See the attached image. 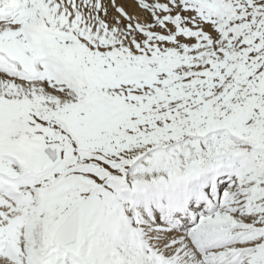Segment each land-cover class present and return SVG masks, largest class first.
Masks as SVG:
<instances>
[{"label":"rangeland","instance_id":"rangeland-1","mask_svg":"<svg viewBox=\"0 0 264 264\" xmlns=\"http://www.w3.org/2000/svg\"><path fill=\"white\" fill-rule=\"evenodd\" d=\"M181 8L184 16L179 26L182 28L176 31V34L169 33V30L164 26L157 27L153 30L151 26L148 31H145L147 29H143V33H141L142 31H136L137 33L135 35L137 39L131 35L124 38L122 43L119 42L122 45L119 52L115 55H108L110 58L108 56H106L107 58L105 57L117 71V74L108 78H106V69L101 64V58L98 61L92 58L94 53L92 51L97 52V54L95 52V57L98 54L100 55L97 51L99 48L93 49L91 46L95 47L96 45L89 44L91 37L98 40L99 33L96 34L97 36L94 34L90 35L89 40L87 38L84 41L83 39L79 41L81 35L83 37L85 36L84 29L88 30V26H86L81 29L84 34H81V31L78 30V32L76 29L74 37H78L79 39L75 38V42L67 41L66 43L59 44L60 47L77 46L79 56H83L80 57V61H75L72 58L70 60L77 63V65H80L81 62L82 69L77 68L75 73L67 74L62 83L47 85L46 88L49 91L54 89L59 92V96L55 98L50 97L43 102L40 101L35 106L32 105L31 108H26V105H24L23 107L26 112L13 115L14 120L17 118L15 120L16 123H21L24 130H15L13 128L12 132L6 134L0 129V135L1 133L5 135L0 143V151L4 149L3 151L8 152L16 160H19L22 163V169H24L23 171L19 170L22 179H31V183H20L19 185V194H25L24 198L28 199L26 203H29L30 210L35 209L36 213L34 224L33 214L26 215L27 217L23 218L24 228L29 225V221L32 222V231L34 226L35 231L37 230L43 233L46 240L47 231L52 226L55 228L76 203L81 204L84 211L87 206L89 209L93 203L92 212L96 215L95 220L92 223L90 221L86 223L84 217H82L81 235L83 232V243L81 247L85 249L87 247L89 249H96L99 240L96 241L97 235L94 232L95 230L98 233L101 231L97 229V223L100 220L98 216L99 211L97 210H99L101 203L106 204L105 201L108 202V198L105 196L114 190V184L125 183L128 179V175L126 174L129 172V165L126 168L124 167L123 170H118L117 166L119 164H128V162H131V157L136 154V151L141 152L143 149H147L151 151L150 153L156 154L159 150H165L169 147H175V149L178 148L181 150L182 148L180 149V146L190 140L191 142H201V149L204 153H201L197 160L200 161L198 164L200 166L203 163L206 164L211 154L222 151V144L219 141L224 140V134H232L230 132L232 129H238L254 120L262 121L264 119V108L262 104L257 103L255 100L249 104L238 102L241 99L244 100L245 98L254 96H259V99L264 100V0H183ZM68 9L72 11L73 7ZM80 13L83 15V18L85 16V21H89L87 24L91 25L90 21H93L95 18L87 12L82 11ZM147 26H149L148 23ZM119 29L121 30V27ZM144 32H150V35ZM115 39L117 40V36H115ZM79 43L81 45H78ZM78 46L82 49L80 50ZM89 61H92L91 64ZM92 71L99 73L98 96L102 99L106 98L104 95L108 91L105 88L106 83L113 84V87L121 89L129 88L130 90L138 87L143 91L139 94L141 90L135 89V91L133 89L134 92L132 90L130 91L132 94L130 93L126 95L127 97L124 96L123 98H120L118 94L114 95L109 93L111 97L109 96V99L106 98L105 100L110 105L109 107L112 111L116 110L112 114L116 118V123L105 131L104 136L99 137L100 139H87V141L84 139L82 141V144H84L82 146L84 147H81L73 134H71L70 127L68 124H65V121L68 122L70 117V119L75 118L78 120H73L70 124V126L72 125L75 128L88 120L89 116L87 111L83 110L81 114L71 116L69 112H66L64 115L60 114V119L58 120L61 122L56 124L47 115V110L59 108L65 95L68 96L69 93H75V97L79 98L83 96L93 97L92 93H94V88L90 81ZM75 79L88 83V87H78V81L76 83ZM73 82L74 88H72ZM23 83L25 85L24 88H26L24 96L28 98L33 97V90L36 89L35 91H37L43 88L40 84L35 85L33 82ZM21 88L23 87L21 86ZM181 88L183 91L180 90ZM174 90L177 91L175 92ZM129 99L135 106L131 105V107L126 104L127 102L125 101ZM57 100L58 102H56ZM95 107L100 108L99 105H95ZM102 113L106 115L107 110L103 109ZM96 116H99V114ZM95 118L93 116V119ZM47 122H50L49 125L45 126L46 128L42 127L41 123ZM26 125L28 127L30 126V128H25L27 127ZM125 125L126 128L124 127ZM206 129L207 132L205 131ZM23 132L25 133L23 134ZM33 133L35 135L38 133L37 137H41V139H50V137L54 136L61 140L68 137L73 142V146L67 144L62 146L63 141L62 143L60 141H51L49 145L61 146L64 157L59 164L51 166L48 164L45 165L44 163L43 165L39 159L41 149L25 148L26 150L23 149L24 151L20 150V152H16L15 150L19 144L16 143L17 140L14 138L33 137ZM45 133L50 134L44 136L43 134ZM60 135L63 136L61 137ZM110 136L115 139L118 137L117 140L119 141H117V145L111 142L112 139ZM188 138L189 140L185 141ZM207 140H210V145L205 143ZM213 140L217 141L213 142ZM126 142L129 145H125ZM85 143L89 149L85 148ZM260 144L254 145L255 147L250 146L249 156H254L252 159L243 152L239 153L237 158L238 164H235L237 169H248L255 163H258L260 159L264 158V148H260L263 147L264 142ZM103 147H111L112 149L108 152ZM68 148L70 150L73 149V151L65 157ZM214 149L218 152L213 151ZM216 157L220 159L225 158L222 153H219ZM23 159L27 160V164H33V169L23 167L26 164ZM103 164L107 167H104ZM214 164L216 166L223 165L218 159H216V163ZM64 166L67 168H64ZM87 166L89 168L91 167V169L88 171V175H86L87 172L84 173L85 177L83 179L87 185L84 187V190H86L83 191V189H78V181L76 179H79L77 174L85 171L84 168ZM81 167H83V170ZM92 167L97 169L92 170ZM101 168L110 171L103 174ZM65 169H68V173L65 171L61 173ZM194 173L192 171L191 175ZM260 175L263 177L264 171H261ZM184 176L187 175H181V177ZM176 177L174 179L163 177L160 180L166 183L171 180L176 181ZM239 180L238 182L236 181L239 184L236 185L237 188L242 183L241 179ZM30 185H33V187L23 191L24 188ZM234 188L235 186L230 188V192H226L227 189L224 190L220 199L225 198L227 194H233L234 192L232 190ZM57 190L59 191L57 192ZM39 193L41 194V198L38 199L37 195ZM84 215L86 214L84 213ZM261 215L263 216L260 218L264 219L263 210L261 211ZM17 228L18 226L15 230ZM45 248L42 245L39 250L42 249L41 251H43ZM33 249H35V246L33 248V246L29 245V248L25 249L22 253L26 257L29 251L31 253ZM33 254L38 255L34 252ZM190 254L191 252H189V258H191ZM86 264L89 263L86 262Z\"/></svg>","mask_w":264,"mask_h":264},{"label":"bare ground","instance_id":"bare-ground-1","mask_svg":"<svg viewBox=\"0 0 264 264\" xmlns=\"http://www.w3.org/2000/svg\"><path fill=\"white\" fill-rule=\"evenodd\" d=\"M68 1L71 4L73 3L74 7H79L81 4L82 9H84L83 7L85 6L88 10V13L91 14L93 18H95L93 19V21H90L91 25L88 26V30L84 29L86 31V32L83 31L85 34L81 30V34H84L85 38L78 33L79 35H81L79 37L80 38L79 41H81V39H83L84 41V39L86 40L87 38H88L87 40H89L90 35L92 34L96 35L99 33L98 40L96 38L94 39L93 37H91V39L89 40V44L96 45L95 47L91 46V48L93 49L99 48L97 51L98 53H100V55L98 54L97 57H95L97 52L92 51L94 52L92 58L97 61L99 60V58H101L100 60L102 61V63L100 61L99 62L106 69V74H107L106 78L111 77L114 74H117V71L114 69L113 65H111L108 62L109 60L105 59V57L111 54L115 55L117 52H119V49L122 46L119 42L122 43L124 38L129 37L131 35L135 36L136 38L135 35L137 33L136 31H142L143 29H147L145 31H148V29H150L151 26H152V30L157 27L164 26L169 30V33L172 34H176V31H179L182 28V27L180 28L179 25L182 22L181 19H183L184 16L181 8L183 0H68ZM57 2L59 1L47 0L44 1V4L42 5L39 2V0H34L33 5L37 6L36 11L34 13H31L27 17V20L28 19L29 20L28 21L26 20L27 21L26 23H24L22 26H8V27L0 26L1 35L7 36L6 39L8 40L6 42L3 39V37L0 36V53H5L4 46H9L10 50L14 51L12 52L13 55L20 58V60L22 58H26L29 62L28 66L24 65L23 68H20L19 62L14 61V63L11 65L12 71L9 73V75L6 74L0 75V129L2 132L4 131L5 133H10L13 131V128H15V130L23 129L21 123L19 122L16 123L15 120L17 118L14 120L13 115L22 114L26 112L25 108L23 107L24 105H27L28 108H31L32 105L35 106L40 101L43 102L45 100H48L50 97L55 98L59 96L58 95L59 92L55 91L54 89H51V91H49L46 88L47 85L50 86L52 83H62L65 80L64 78L67 76V74L70 73L73 74L75 73V70L77 68L82 69L83 67L81 65V62L80 65H77V63H74L73 61L70 60V58H72L75 61H80V57L83 56V55L79 56L77 46L60 47L59 44L70 41L72 32H74L75 28L81 24V19H83L84 23L86 22V24L89 21H85L84 19L85 16L83 18L82 17L83 15H80L77 12L76 13L73 12L71 13L72 17H70L69 19L70 22L73 19V23L62 22L59 25L58 21L61 19L59 10L62 9V6H60L62 3L59 4ZM98 7L101 8V12L97 16L98 10L95 8ZM57 18H59L58 21ZM63 18L64 19L68 18V15L66 16L64 15ZM147 23L149 24V26H147ZM52 24H56L57 26L55 25L56 27H54L53 25L52 28H49V26H52ZM119 27H121V30L119 29ZM20 30L24 31L23 34L24 36L20 35L21 34ZM143 31L141 33H143ZM144 33L149 34L150 32H144ZM115 36H117V40L115 39ZM81 49L82 48H80V50ZM108 57L110 58V56ZM61 69L63 71H61ZM56 71L61 73H58V75L54 76L53 74ZM90 77H91L90 81L92 83V87L94 88V93H92L93 97L83 96L79 98V97H75V93L72 94L69 93L68 96L65 95V98L62 100V104L59 105L60 106L59 108L55 110L52 109L47 110V115H49L50 117L56 120L60 119L59 118L60 114L64 115L66 112H69L71 116V115L81 114L83 110L87 111L89 116L88 120L84 122L82 121L83 123L79 124V126H76L75 128L72 125L70 126L73 120H76L75 118L70 119L71 118L70 117L68 122L64 120L65 124L66 125L68 124V126L70 127V131L73 133L74 138L77 140V142L80 144L81 147H84L82 146L84 145L82 144V141L84 139H86L87 141V139L92 140L99 138L100 136H104L105 131H107L110 127H112L116 123V118L112 116L113 111L116 110L112 111L109 107L110 105L105 100L110 96L109 93L114 95L118 94L120 98H123L124 96L129 95L131 93L130 92L131 90L132 92H134L133 89L141 90L138 87H135L130 90L129 88L121 89V88L113 87V84L110 85L106 83L105 88L108 89V91H106V95H104L106 98L102 99L98 96L99 73L96 71H92ZM31 81L35 83V85L40 84L41 86H43L44 89L42 88L41 90L38 89L37 91H35L36 89L33 88L35 89L33 90V97L28 98L24 96L26 92V88H24L25 85L23 82L31 83ZM77 81L79 85L78 87H82V88L88 87V83L84 81H79L78 79L76 80V83ZM74 82L72 84V88H74ZM21 86L23 87L22 92L19 91ZM180 90H182V88ZM142 91L143 90H141L139 94H141ZM148 95L150 94L148 93ZM258 97L259 96L245 98L244 100L241 99L238 102L243 104H249L251 101L255 100L257 103L262 104L264 108V100H261ZM56 102H58V100ZM125 102H127L126 104L130 106L131 105L135 106L130 99L126 100ZM136 103L139 104L138 102ZM95 105H99L100 108L98 107L99 108L98 109L97 107H95ZM103 109L107 110L106 115L102 113ZM98 114L99 116H96ZM93 116H95L96 118L93 119ZM50 122L41 123V125L42 127L46 128L45 126H48ZM124 127L126 128V125ZM25 128H30V126L29 127L27 126ZM78 129L79 131H77ZM205 131L207 132V129ZM230 132H232V134H224L223 136L224 140L219 141L222 144V148H221L222 151L218 152L215 151L216 149H214L213 151L218 153L211 154L210 159L206 162V164L203 163L200 166H198L200 161L197 160L200 157V154L204 153V151L201 149L202 148L201 142L200 141L191 142L189 138L185 140V141L187 140L189 141H187L185 144H182V146H180V149L182 148L181 150H179L178 148L177 150L175 149V147L174 148L169 147L168 149L165 150L164 149L159 150L156 154H152L150 153L151 152L150 150L141 149L142 150L141 152L136 151V154H134L131 157L132 159L131 162H128V164L127 163L119 164L117 166L118 170L119 169L123 170L124 167L126 168V166L129 165L128 167L129 172H127L126 174L128 175V179L125 183L121 182V183H116V185L114 184V187L117 189H115V192L112 191L110 194L105 196L106 198H108V202L105 201L106 204L101 203L99 210H97L99 211L98 216L100 217V220L97 223L98 225L97 229H100L101 231L98 233V231L95 230L94 232L96 235H98L97 240H99L97 244V248L94 250V253L103 255V257L106 258V262L96 261L93 264H126V262L128 264H135L136 263L135 258L137 255L136 254L137 246L135 244H130V245L126 244L130 235L134 240H136L137 243H140L143 248H145L149 244H153V242L155 241L156 243L153 245L154 246L153 250H155L156 253L158 252L159 248L160 249L164 248L168 251H179L180 255L184 257V259H188V257H185V255L189 254L190 248L188 249V247L186 248L184 247L186 243L184 237L173 238L171 234L158 233L157 229H155L154 227L155 225L151 226L152 223L148 221L145 218V216L142 215V211L140 207L143 203L148 201L149 198L153 199L154 185L160 187H164V185H169L170 189L172 190L179 189L178 187L179 182H182L184 178L190 176L191 171L197 172V174L198 173L205 174L207 173V171L215 169L214 167L216 165L214 163H216V159H218L223 164L222 166H226L227 172L231 171V176L235 177V184L229 187L226 190V192H230L229 189L233 188L234 186L235 188L232 190L234 192L233 194L231 195L227 194V196L223 198L225 203H227V201L229 200L227 206L224 209L219 210L216 216L209 219V222H211L212 224L214 222L216 228H219L224 223H229L230 225L225 229L228 230L232 228L236 229V231L244 235L245 237L244 239H246L244 242H240V244L235 249L236 250H244V249L251 250L250 248L257 249V255L260 256L252 258L250 264H264V248L263 247L261 248V246L264 245V219L260 218L263 216L261 215V211L262 210L264 211V176L262 177L260 175L261 171H264V158L260 160L258 159L259 160L258 163L255 164L253 163L254 165L248 169H241V168L237 169V166L235 165L238 164L237 158L240 152L245 153L246 156L252 159L254 156H249L250 146H254L264 142V119H262V121L254 120L251 123L244 124L242 127L238 129H232V131ZM24 133L25 132H23V134ZM37 134L35 135V133H33L34 136L29 138L19 137L20 135L18 136L19 138L13 137L14 139L17 140L16 143L19 144L15 148L16 152H20V150H23L25 148L27 149L38 148L40 150L41 147H44L46 144L51 143V141H60L61 143L63 141V143L61 144L62 146L66 144L69 146H73V142L68 137L63 138L61 140L55 138L54 136L50 137V139H46V138L41 139V137L40 138L37 137L38 136ZM48 134L50 133H45L43 135L47 136ZM3 137H4L3 135H0V143L4 139ZM57 137L59 138V136ZM117 138L115 139L114 137H111L112 139L111 142H113L115 145H117V141H119L117 140ZM216 141L217 140H213V142ZM205 143L210 145V140H207ZM212 143L211 145H213ZM127 144L128 143L126 142L125 145ZM262 146L263 147L260 148H264V145ZM94 147H90V148H94ZM85 148H88L87 144ZM103 149H107L106 151L110 152L112 148L103 147ZM72 151L73 149L70 150V148H68L65 157L71 154ZM219 153L224 154L225 158L224 159L217 158L216 155H218ZM2 155L3 154H0V167L6 170L7 171L6 173L10 175L21 176L19 170L23 171L24 169H22L21 166L11 167L4 162L1 163V159L3 158ZM26 161L27 160H25V162ZM48 165L53 166L55 164H48ZM23 167H25L26 169H33L32 168L33 164L32 165L27 164L26 162V164L23 165ZM104 167L107 166L104 165ZM64 168L67 167L64 166ZM81 169L83 170V167H81ZM84 169L85 171L77 174L79 179H76L78 181L77 182L78 189L81 190L83 189V191L86 190V189L84 190V187L87 185L85 184L86 181L83 179L85 177L84 173L87 172L86 175H88V171L91 169V167L89 168L87 166ZM93 169H97V168L92 167V170ZM64 171L68 173V169L62 170L61 173H63ZM108 171L110 170H107L105 168L102 169L103 174H105ZM179 172L181 174L180 176L176 175L177 176L176 181L171 180L165 183V181L160 180L165 176L172 175V173L176 174ZM182 174L187 176L181 177ZM239 179H241L242 183L239 186V188H237L236 185H239L237 183L238 181H240ZM3 181L6 183L5 186L7 188V183L10 184V180L8 182L7 178H5ZM20 183L22 184L31 183V179L29 180L22 179ZM20 183L19 184L15 183L14 186L20 189L19 186ZM30 188L31 187H26L23 189V191L25 189H30ZM58 191L59 190H57V192ZM178 192H181V190L179 189ZM222 192L220 193V196ZM31 194L33 195V192ZM24 195L17 193V191L12 192V190L9 188L7 191V195L0 197V204L2 205V207L0 208V215L3 216L2 218H0V258L8 259V260L0 259V264H25L23 263V261L27 256L25 257V254L22 252L25 249L29 248V245L33 246V248L35 246L33 252L38 254L37 264H41V263L54 264L53 260H56V258H54L51 261L49 258L51 255H55V257L68 258V253L66 251L53 246L51 242L52 235L54 232L53 231L54 226H52V228H50L47 231V237L45 240V235L37 230L35 231L34 226L32 231L31 229L32 222L29 221V225H27L26 228H24V234H23L25 235L27 233L30 235L29 243L25 242L23 238H20L17 241V243H15L9 240L12 237L10 238L7 236L8 234L6 233L4 234V230L8 228L9 231H11L10 235L18 233L19 231L15 229L18 226V224L23 223V218L27 217L26 215L33 214V224H34V218L36 214L35 209L30 210L29 203H26L28 199L24 198ZM9 196H11L13 199L10 200ZM37 196L38 199L41 198L40 193ZM227 198L229 199L227 200ZM8 203L9 205L12 206V211L8 209V205H7ZM92 206L89 209L87 206L86 210L84 211L86 215H84L83 217L86 223L87 221H90V223H92L96 218V215H94V213L92 212V208H93ZM19 209L22 210L23 212L19 211ZM231 212L234 213L230 214ZM154 217L159 218V216L155 214ZM82 237H83V232H82ZM149 237L152 238L148 239ZM32 240L33 242H31ZM42 245L46 247L45 249H43V251H41L42 249L39 250V248ZM84 250L81 251L82 253H80L79 255H83V254L89 255L88 252ZM147 253L149 254V251H147ZM148 254L145 253V255L149 256ZM31 256L34 259H36V256L33 255L32 253ZM84 259H89V258H84ZM152 259H154V256ZM140 260L142 259H139L136 264H141ZM192 260H193L192 258H189V262H192Z\"/></svg>","mask_w":264,"mask_h":264},{"label":"water","instance_id":"water-1","mask_svg":"<svg viewBox=\"0 0 264 264\" xmlns=\"http://www.w3.org/2000/svg\"><path fill=\"white\" fill-rule=\"evenodd\" d=\"M44 156L50 162L55 163L60 159L58 148H48L44 150ZM81 206L75 207L57 227L54 240L60 246L72 245L77 241L80 230Z\"/></svg>","mask_w":264,"mask_h":264}]
</instances>
